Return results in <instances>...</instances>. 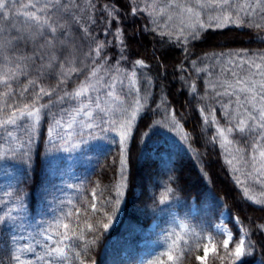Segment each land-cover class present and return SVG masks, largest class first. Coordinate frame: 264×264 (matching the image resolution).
I'll return each mask as SVG.
<instances>
[{"label": "snow or ice", "instance_id": "obj_1", "mask_svg": "<svg viewBox=\"0 0 264 264\" xmlns=\"http://www.w3.org/2000/svg\"><path fill=\"white\" fill-rule=\"evenodd\" d=\"M129 12L147 16L143 31L158 36L162 49L181 46L188 53L189 42L201 39L208 29L229 27L254 30L255 38L264 43V0H123L122 4L121 0H104L102 7L95 0H0V161L20 162L30 173L45 111L48 124L42 157L58 151L72 153L108 133L118 137L113 150L117 167L110 184L97 182L88 199L83 180L80 184L65 182L64 188L80 192L82 207H75L69 199L73 207L65 212L58 195L64 188L45 187L43 198L53 215L30 227L25 182L4 191L0 197V242L4 243L0 264H97L94 249L116 220L130 186L133 142L144 143L149 134H136L138 116L153 94L152 78L145 71L148 65L128 55L122 21ZM109 47L119 50L114 63L107 54ZM198 59L202 66L191 60V67L197 75L207 73L203 93L195 79L181 75L180 80L196 100L205 142L219 144L243 196L264 208V50L229 49ZM125 63L131 67L122 66ZM216 65L221 68L218 74L209 71ZM180 68L184 71L182 63ZM53 77L55 86L46 85L44 81ZM73 77L75 87L69 91ZM141 81L146 83L142 86ZM45 96L47 103H40ZM156 109L163 110L162 119L146 127L158 125L187 142L189 134L177 113L169 112L163 97ZM209 129H213L210 134ZM237 135L247 137L245 146ZM190 150L199 160L200 154ZM165 167L167 179L149 206L153 224L142 232L143 248L135 264H184L190 238L198 235L197 228H205L217 201L209 190L198 203L185 204L178 187L170 186L178 181L172 174L174 166L166 163ZM201 171L208 175L203 167ZM236 223L243 225L240 219ZM249 227L242 226L239 240L229 251L233 234L223 220L215 223V230L229 237L224 245L226 264H239L253 254ZM254 227L264 232V222ZM139 231L132 226L129 237ZM208 251L203 249L204 255L195 260L205 264Z\"/></svg>", "mask_w": 264, "mask_h": 264}, {"label": "trees", "instance_id": "obj_2", "mask_svg": "<svg viewBox=\"0 0 264 264\" xmlns=\"http://www.w3.org/2000/svg\"><path fill=\"white\" fill-rule=\"evenodd\" d=\"M95 2L98 7H102L104 0H95ZM122 3L123 0H121ZM121 15L123 16V10ZM113 23L115 24V22ZM146 23L147 16L145 14L132 16L129 12L127 18L122 21V27L125 32V42L129 46L130 59H143L148 65V69L145 71L152 78L153 96L149 100L146 110L138 116L136 125L137 135L141 131L149 132V134L143 138L144 143L133 142L130 186L116 220L94 249L93 255L97 264L135 263L138 251L143 248V245H138L142 243V232L149 230L147 228L153 222L149 206L153 197L158 198L160 192L163 191V181L167 179L166 163L174 166L172 174L178 178V181L170 186L178 187L185 204L193 201L198 203L203 194L209 190L217 198L215 206L207 218L208 227H213L211 221L215 220L217 223L221 212L226 211L228 213L227 225L233 234V240L229 244L230 249L234 248L235 243L239 240L242 226L252 225L249 227V239L254 245V251L253 254L242 258L239 264H264V255H261L264 232L256 231L254 227V225L264 222V208L243 196L241 186L236 184L232 172L224 163L223 152L219 144L212 145L205 142L206 137L202 133L203 120L199 115L196 100L193 99L188 87L180 80L181 75L189 80L195 79L198 90L203 93L204 77L207 73L197 75L192 70L191 60H197L198 66H202L198 58L204 57L205 54L211 55L229 49H247L250 52H258L264 50V43L255 38L254 30L247 28L208 29L201 39L189 42V52L185 53L181 46L162 49L158 36L143 31ZM98 35L101 39L105 38L103 31H100ZM107 38L111 40L112 36L109 35ZM139 40L143 43L141 49L137 47ZM135 48L136 51L133 50ZM153 49L158 56V62L151 53ZM107 54L112 58L110 62L114 63L119 56V50L109 47ZM186 55L187 59H185ZM181 63L184 71H181ZM209 63L215 64V61ZM122 66L131 67L128 63ZM209 71L218 74L221 68L216 65L210 67ZM170 76L174 78V81H168ZM80 79L83 77L81 76ZM159 80H165L164 84ZM21 81L24 82L23 77H21ZM44 82L46 85L55 86L54 77L46 79ZM75 83L76 78L73 77L68 84L69 91L75 87ZM145 83V81H141L142 86ZM161 97L166 101L169 112L177 113L184 131L189 134L187 142L181 141L176 133H171L158 125H153L152 129L146 127L153 121L162 119L163 110L156 109V105L161 104ZM153 99L155 103L152 102ZM47 101L48 97L45 96L40 103H47ZM61 107H67V105H61ZM54 110L59 111L58 108ZM217 117L221 119L219 112ZM221 123H223L222 119ZM47 124L48 116L45 111L39 129V140L34 146V163L30 173L26 166L20 162L11 159L0 161V197H3V193L8 187L24 181L28 194L26 223L30 227L42 219H51L53 215L49 211L47 201L43 198L45 187L57 185L64 188L65 182L80 184L83 180L84 196L90 199L91 188L97 182H100L102 186L110 184L117 167L113 164V157L116 156L113 151L116 146L114 142L118 140L115 133H108L106 137L90 140L72 153L58 151L42 157ZM212 131L213 129H209V134ZM236 139L240 141L241 146H245L247 137L237 135ZM190 147L200 154L199 160ZM112 151V155H109ZM107 156L108 158L105 160ZM201 167L204 168L207 176L201 171ZM58 195L63 200L62 207L65 212L73 207L67 203L69 199L73 201L75 207L83 206L80 192L76 188L69 189L65 186L63 193ZM56 214L58 215L59 212ZM237 219L242 220L243 225L236 223ZM132 226H137L141 231L129 237V229ZM155 238L154 235L153 239ZM2 247H4V243L0 242V248ZM157 250H162V242ZM121 251L126 254L125 258H121ZM199 255H204L203 249L199 251ZM212 255L207 259H210ZM188 259L186 258L185 262ZM191 264H201V262L192 257Z\"/></svg>", "mask_w": 264, "mask_h": 264}, {"label": "clouds", "instance_id": "obj_3", "mask_svg": "<svg viewBox=\"0 0 264 264\" xmlns=\"http://www.w3.org/2000/svg\"><path fill=\"white\" fill-rule=\"evenodd\" d=\"M211 223L213 227H208L207 222L203 230L197 228L198 235L195 238H190V246L187 249L189 252V259L184 262V264H191V258L199 255V251L205 248L213 253L210 259H206L205 264H217V262H219V264H226L227 257L224 245L229 237L215 230V220H212ZM229 251H231V249Z\"/></svg>", "mask_w": 264, "mask_h": 264}, {"label": "rangeland", "instance_id": "obj_4", "mask_svg": "<svg viewBox=\"0 0 264 264\" xmlns=\"http://www.w3.org/2000/svg\"><path fill=\"white\" fill-rule=\"evenodd\" d=\"M137 47H139L140 49H141V47H143V43H142V41H137ZM134 51H136V48L135 49H133ZM138 50V49H137ZM151 53H152V55H153V57H154V59L156 60V62H158V56L156 55V51H155V49H153V50H151ZM142 54V53H141ZM174 81V78L173 77H171L170 76V79L168 80V81ZM165 81V80H164ZM164 81H162V80H159V82H161V83H163L164 84ZM198 112H199V109H198ZM200 115V114H199ZM202 119V118H201ZM220 220H223V222L226 224V226L229 228V226L227 225V221H228V213L226 212V211H224V212H222V214H220L219 215V218H218V222L217 223H219L220 222ZM152 224H153V222L150 224V226L147 228V229H150L151 227H152ZM230 230V229H229ZM231 243V241L229 242V244ZM139 246H142L143 245V243H139L138 244ZM218 251V250H217ZM140 252L141 251H138V253H137V258H136V260L137 259H139L140 258V256H139V254H140ZM113 253H115V251H113ZM213 253L211 252V251H209V253H208V256H207V258L210 256V255H212ZM125 253H124V251H121L120 252V256H121V258H125ZM206 258V259H207ZM135 260V261H136ZM239 263H240V261H239ZM135 264V263H134Z\"/></svg>", "mask_w": 264, "mask_h": 264}]
</instances>
